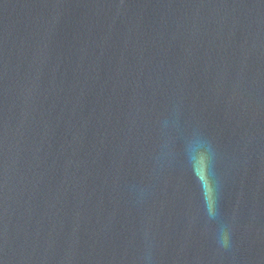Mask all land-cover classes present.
I'll list each match as a JSON object with an SVG mask.
<instances>
[{"label": "water", "instance_id": "obj_1", "mask_svg": "<svg viewBox=\"0 0 264 264\" xmlns=\"http://www.w3.org/2000/svg\"><path fill=\"white\" fill-rule=\"evenodd\" d=\"M0 264H264V0H0Z\"/></svg>", "mask_w": 264, "mask_h": 264}, {"label": "clouds", "instance_id": "obj_2", "mask_svg": "<svg viewBox=\"0 0 264 264\" xmlns=\"http://www.w3.org/2000/svg\"><path fill=\"white\" fill-rule=\"evenodd\" d=\"M225 242H227V236H225Z\"/></svg>", "mask_w": 264, "mask_h": 264}]
</instances>
